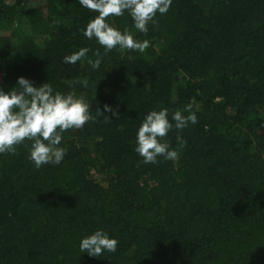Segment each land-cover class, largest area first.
Instances as JSON below:
<instances>
[{
    "label": "trees",
    "instance_id": "1",
    "mask_svg": "<svg viewBox=\"0 0 264 264\" xmlns=\"http://www.w3.org/2000/svg\"><path fill=\"white\" fill-rule=\"evenodd\" d=\"M96 15L79 0H0V90L50 83L96 118L63 132L59 165L37 169L28 140L0 154V264H264V0H172L147 34L128 12L106 18L148 40L143 53L104 56L83 34ZM189 103L199 122L167 136L179 159L144 164V117ZM97 230L115 253L80 251Z\"/></svg>",
    "mask_w": 264,
    "mask_h": 264
},
{
    "label": "clouds",
    "instance_id": "2",
    "mask_svg": "<svg viewBox=\"0 0 264 264\" xmlns=\"http://www.w3.org/2000/svg\"><path fill=\"white\" fill-rule=\"evenodd\" d=\"M79 4L98 13L83 31L84 36L104 48V56L112 50H132L143 53L150 47L148 40H134L133 36L124 30L123 34L110 26L106 18L120 17L128 12L135 28L144 34L148 32V25H157L154 19L157 12L166 14L172 4V0H79ZM119 46V47H118ZM91 51L87 47L78 52L67 55L63 63L75 65ZM93 55L95 60L88 59L87 63L93 70L100 67L103 56L99 50ZM131 59V57H129ZM87 87L88 81H78ZM90 105L83 97L76 98L74 94L62 95L59 92L53 94L50 83L40 87L21 77L18 79V87L8 93L0 90V154H16V147L25 140L31 141L29 160L37 169L44 165H59L66 149L58 147L62 142L63 132L69 129L82 130L89 122H95V117L90 112ZM104 112L117 116V112L105 105L103 112L97 108V114L103 115L105 121H111ZM183 112L189 113L184 115ZM177 110L169 119L168 109L151 111L148 113L137 132L135 151L143 158L144 164H157L160 158L168 161L179 159L176 150H170L167 141L168 133L175 128L182 132L185 128L197 124L198 118L192 111V104L185 106L184 110ZM118 117V116H117ZM59 129V131H57ZM179 140L180 137L178 136ZM186 145V141L184 142ZM119 241L110 239L109 235L97 230L94 234L83 238L79 248L82 253L90 257H99L105 251L115 253Z\"/></svg>",
    "mask_w": 264,
    "mask_h": 264
}]
</instances>
